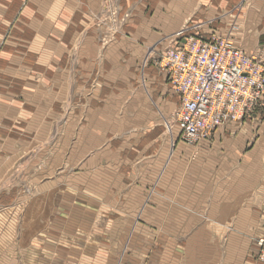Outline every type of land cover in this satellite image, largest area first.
<instances>
[{"label": "crops", "instance_id": "1", "mask_svg": "<svg viewBox=\"0 0 264 264\" xmlns=\"http://www.w3.org/2000/svg\"><path fill=\"white\" fill-rule=\"evenodd\" d=\"M106 1L128 18L102 48ZM214 33L258 53L264 0H0V264H263L264 101L191 148L143 63Z\"/></svg>", "mask_w": 264, "mask_h": 264}, {"label": "built area", "instance_id": "2", "mask_svg": "<svg viewBox=\"0 0 264 264\" xmlns=\"http://www.w3.org/2000/svg\"><path fill=\"white\" fill-rule=\"evenodd\" d=\"M149 63L180 97L173 126L179 140L191 148L211 141L228 124L251 120L264 101V48L249 54L218 33L207 41L187 35L177 48L154 49ZM255 246L257 261L264 263V235Z\"/></svg>", "mask_w": 264, "mask_h": 264}, {"label": "rangeland", "instance_id": "3", "mask_svg": "<svg viewBox=\"0 0 264 264\" xmlns=\"http://www.w3.org/2000/svg\"><path fill=\"white\" fill-rule=\"evenodd\" d=\"M127 18L128 15L120 16L119 8L117 7V5H114L110 1H106L102 4L99 13L94 16L93 21L91 22L96 30L97 40L99 42L100 47L104 48L116 41L118 35L122 31L123 25L127 21ZM152 51H154V49L152 50L149 49L146 52L143 58V63H149ZM173 127L174 126H173L172 114H171L169 119L165 122L166 131H170L171 129H173ZM61 136H62L61 134H58L57 138ZM50 151L51 149L48 148L47 158L52 155ZM59 171H63V172L70 171L69 165L64 163L61 169H59ZM33 188L34 185L32 184L31 189L33 190ZM25 191H26V187L22 189L23 193ZM18 209L21 210V205H19ZM17 216L15 217L16 219L18 218Z\"/></svg>", "mask_w": 264, "mask_h": 264}]
</instances>
